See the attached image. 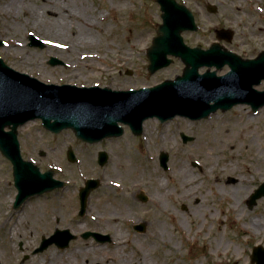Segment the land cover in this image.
I'll return each instance as SVG.
<instances>
[{
	"label": "rangeland",
	"instance_id": "obj_1",
	"mask_svg": "<svg viewBox=\"0 0 264 264\" xmlns=\"http://www.w3.org/2000/svg\"><path fill=\"white\" fill-rule=\"evenodd\" d=\"M51 1H56L53 8L58 12L61 11L58 5H65L70 17L51 23L56 19L45 15V24L36 25L48 31V35L41 33L42 37L30 28L32 21L28 14L18 9L22 5L30 10L39 8V0L14 1L17 19L3 11L5 0H0V42L3 43L0 58L8 68L45 84L96 85L126 91L155 86L182 75L185 66L177 57L172 58L168 67L147 73L145 52L161 24V12L155 0ZM177 1L192 12L198 27L196 32L183 33L186 45L208 49L217 42L216 31L228 30L232 32L231 41L218 42L229 51L244 59L255 58L264 51V0ZM206 4L215 6L217 13H209ZM226 10H230L231 22L224 17ZM30 34L46 45L28 47ZM81 35L89 36L92 46L73 47L72 53H61L51 46L53 41L72 45L80 42L77 39ZM8 38H16L24 52L15 56L14 48L7 47ZM88 53L94 58L86 64L76 56ZM50 58L63 64L51 67ZM206 70L202 67L198 71L202 74ZM228 70L225 65L216 73L222 76ZM263 86L264 81L255 89L261 90ZM237 107L242 110L238 111ZM147 121L150 124L144 128ZM245 122L252 127L250 135L249 130L242 131L244 135L234 134L242 130ZM144 124L140 136H133L129 127H125L117 142L91 148L81 145L69 129L57 135L43 130L39 120L20 128L24 160L33 162L42 172L53 170L56 180H65V187L31 197L14 210L16 189L12 168L0 153V264L77 263L80 255L85 256L89 251L77 249L81 244L99 246L105 252L112 248L124 259L140 257L145 264H252L251 248L264 247V225L253 227L256 221H263L264 198L258 199L253 207L246 201L264 182V108L252 115L248 106L239 104L228 111L218 110L206 119L191 121L176 116L163 123L152 118ZM235 124L237 128L233 127ZM252 134H256V146L248 143ZM181 135L191 140L182 142ZM156 146L161 147L151 154ZM68 147L79 163L68 162ZM100 151L109 156L103 166L97 163ZM161 152L168 156L166 170L160 166ZM179 164H185L197 179L198 194L193 199H181V188L165 186L167 175L175 173ZM151 169L156 173H151ZM88 179L98 180L99 185L89 191L81 216L78 192ZM166 191L171 192V197L159 199ZM141 193L147 197L145 202L138 199ZM59 200L65 203V208H57ZM199 201L203 204L201 208ZM101 214L116 217L117 224L99 223ZM94 216L98 217L95 222ZM122 217L133 218L122 222ZM138 224L144 227V233L134 231L133 226ZM117 229L129 243L115 251L112 240ZM55 231H68L77 237L67 248L59 249L51 244L34 253L41 237L49 238ZM85 232L108 235L110 242L83 239L80 235ZM52 252L55 255L50 259Z\"/></svg>",
	"mask_w": 264,
	"mask_h": 264
},
{
	"label": "water",
	"instance_id": "obj_2",
	"mask_svg": "<svg viewBox=\"0 0 264 264\" xmlns=\"http://www.w3.org/2000/svg\"><path fill=\"white\" fill-rule=\"evenodd\" d=\"M156 1L162 12V24L158 25L157 36L146 51L150 63L148 73L154 74L167 67L171 63L168 56L178 57L185 64V69L175 81L127 92L96 86L47 85L8 69L0 59V152L12 164L14 186L18 190L16 208L30 197L61 186L52 178V171L42 174L38 167L22 160L19 154L17 130L30 121L41 120L43 128L54 134L70 129L75 138L95 144L122 134L120 124L128 126L134 135H140L143 122L149 118H157L160 122L176 116L198 120L208 118L218 109L223 112L237 104H250L254 112L264 105V91L253 89L264 80V53L255 60H242L218 44L205 51L200 47L191 49L184 45L181 37L184 31L196 30L191 12L174 0ZM206 8L210 13L216 12L211 5ZM230 36L228 32H218V39L230 41ZM30 39V47L43 46L35 38ZM48 63L51 66L60 64L54 58ZM225 64H228L230 71L217 77L216 71ZM204 66L215 67L216 71L207 70L203 75L198 74V70ZM181 137L183 142L191 140L184 135ZM67 156L69 162L75 161L71 150ZM159 158L162 168L166 169L168 156L162 153ZM96 185V181H87L86 188L79 192L82 211L89 191ZM262 196L264 184L251 195L248 205H254ZM139 198L146 200L142 195ZM72 239L68 232L56 231L50 238H43L35 252L43 251L52 243L65 248ZM107 239L103 237L101 241ZM252 249L251 262L264 264V249Z\"/></svg>",
	"mask_w": 264,
	"mask_h": 264
},
{
	"label": "bare ground",
	"instance_id": "obj_3",
	"mask_svg": "<svg viewBox=\"0 0 264 264\" xmlns=\"http://www.w3.org/2000/svg\"><path fill=\"white\" fill-rule=\"evenodd\" d=\"M14 1H16V0H5L3 11H5V13L9 14L10 16H12V14H13L14 18L17 19L18 14L17 15L15 14L17 7L12 6ZM39 1L41 4V6H39V8H36V9L31 8V10H30L27 7H24V5H22L18 9H22V11L25 14H28L27 15V16H29L28 19L32 21V23H29V26L33 31L37 32L40 36H42V34L48 35V31L45 32L43 30L44 28L41 29V28H38L36 26V25L39 26V25L45 24L44 16L47 15L49 17L55 18L56 20H51V23H55V22H57V19H61L62 17H67V18L70 17V13L66 11L68 8L63 7L65 5H63V6L58 5V9L61 10L60 12H58L59 10H56V8H53L56 1H55V3L51 0H39ZM0 9L2 10L1 7H0ZM224 17H226L227 21L231 22L232 17L230 16V10L225 11ZM55 25H56V27H58L57 24H55ZM42 37H44V36H42ZM139 37H143V36L141 35ZM8 39H9V42L7 44V47L12 46L14 48L13 53L14 52L16 53L15 56H18V54H17L18 52L19 53L22 51L24 52V49L22 48L23 45L20 44V42L16 41L15 40L16 38H8ZM10 39H11V41H10ZM77 40H79L80 42H75L72 45L69 43H61L60 44V42H58V41L57 42L53 41L51 46L54 50L60 51L61 53H66V52L72 53L73 47L86 48L88 46H92V43H93V41H91L90 37L86 36V35L85 36H82V35L78 36ZM76 56L78 57L79 60L83 61L85 64L87 61H90L91 59L94 58V55L92 53L76 54ZM21 61H25V58L24 59L22 58ZM237 110L241 111L242 107H237ZM149 122L150 121H147L143 127L145 128L146 124H148ZM233 127L237 128L238 124H235ZM241 129L242 130H240V132H237V133L235 132L234 134H243L244 135V133L242 131L249 130V132L247 131V133L250 135V133H251L250 131L252 130V127L249 123L245 122L244 124L241 125ZM223 133H224L223 131L220 132L221 135H223ZM253 136H255V138ZM248 143H251L252 145L256 146V134H252V137L249 139ZM159 147H161V146H159ZM159 147L156 146L154 148L153 152H151V154L154 152H157V149ZM176 167H177V169H176L175 173L170 172L167 175V177H166L167 182L165 183V186L166 185L172 186L173 188L175 187L177 190H179L181 188L182 189L180 191V198L181 199H193V198H195L196 195L198 194V189L196 190V188L198 187L197 179L191 174L190 170L188 169V167H186L185 164H179ZM131 168H132V166L130 168H127V169H131ZM150 172L153 174L156 173L152 169L150 170ZM162 188L163 187H160V189H162ZM118 190L120 193L124 194V191L122 189L118 188ZM165 196H166V198H170L171 192L166 191V192L162 193L161 195H159L158 197H159V199L160 198L162 199V197L164 198ZM160 201H158L159 204H160ZM204 201H205V199H204ZM198 203L201 204L200 207L198 206L199 208L203 207V204L200 201ZM56 206L59 209L66 207L65 203L60 201V200L58 202V205L56 204ZM235 207H237V205H235ZM204 210L209 212L208 208H206ZM55 212H57V211H55ZM97 218L98 217L94 216L92 218V221L93 222L97 221L98 220ZM132 218L133 217H129V218L122 217L121 220H122V222H126V221H128V219H132ZM22 222H24V219L22 220ZM99 223L117 224V218L107 216L106 214H101L99 216ZM256 225H264V218H263L262 222L256 221L255 224L253 225V227H255ZM115 232H116L115 234H117V236H119V237L113 236L112 246L114 247L115 251H117V249H121L123 244L124 245L126 244L125 245V248H126L128 246V243H129V241L125 238L126 236L124 234H122V232L118 231V229ZM70 235L71 234H69V236ZM218 245H220V243ZM77 249H84V250L89 249V251H87V252H85V254H83L87 257L82 256V254H81L80 260L77 261V263H71V264H145L144 259L143 258L141 259L140 257L134 258L132 260H128L127 258L124 259V258L120 257L119 255H116V253L114 251H112V248L108 252L107 251L105 252L104 249L99 248V246L93 248L91 246L88 247V246H85V244H81V246L79 245V247ZM54 255H55V252L50 253L49 258L50 259L53 258ZM49 264H55V262L50 261Z\"/></svg>",
	"mask_w": 264,
	"mask_h": 264
},
{
	"label": "flooded vegetation",
	"instance_id": "obj_4",
	"mask_svg": "<svg viewBox=\"0 0 264 264\" xmlns=\"http://www.w3.org/2000/svg\"><path fill=\"white\" fill-rule=\"evenodd\" d=\"M18 139H19V142H20V148H22V147H24V145H23V143H22V139H20V137H19V135H18ZM119 139V138H118ZM118 139H110V140H104V141H102L99 145L102 147V146H108V144H111V142H113V141H115V142H117L118 141ZM114 142V143H115ZM81 145H83V146H85L86 148H91L90 146H87V145H84V144H81ZM105 151V150H104ZM63 185H62V187H60L59 189H62V188H64L65 187V180H63ZM59 191V190H58ZM61 195H63V194H61ZM12 208H13V205H12Z\"/></svg>",
	"mask_w": 264,
	"mask_h": 264
}]
</instances>
